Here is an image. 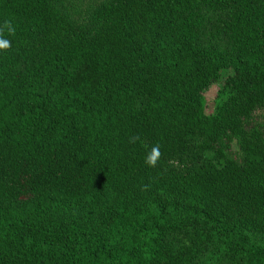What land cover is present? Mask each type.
Wrapping results in <instances>:
<instances>
[{
	"label": "trees",
	"instance_id": "16d2710c",
	"mask_svg": "<svg viewBox=\"0 0 264 264\" xmlns=\"http://www.w3.org/2000/svg\"><path fill=\"white\" fill-rule=\"evenodd\" d=\"M0 29V264H264V0H0Z\"/></svg>",
	"mask_w": 264,
	"mask_h": 264
},
{
	"label": "clouds",
	"instance_id": "9594fccd",
	"mask_svg": "<svg viewBox=\"0 0 264 264\" xmlns=\"http://www.w3.org/2000/svg\"><path fill=\"white\" fill-rule=\"evenodd\" d=\"M4 28L7 29L9 34H13L15 29L10 25L8 21H5ZM11 47V42L3 38V29H0V50H7ZM138 138H131L130 142L135 143ZM147 147V146H146ZM162 153L160 151V145L154 144L148 148L144 157V164L149 168H155L158 164Z\"/></svg>",
	"mask_w": 264,
	"mask_h": 264
},
{
	"label": "rangeland",
	"instance_id": "374dc122",
	"mask_svg": "<svg viewBox=\"0 0 264 264\" xmlns=\"http://www.w3.org/2000/svg\"><path fill=\"white\" fill-rule=\"evenodd\" d=\"M216 89H217V84L213 83L204 92V96H205L204 111L205 113H209L212 110V97L215 94ZM257 117L261 118V111L259 112V114H257Z\"/></svg>",
	"mask_w": 264,
	"mask_h": 264
}]
</instances>
